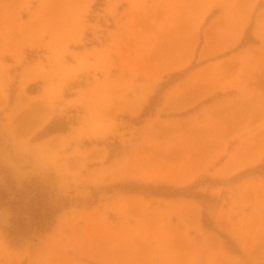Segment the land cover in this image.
Segmentation results:
<instances>
[{
  "label": "rangeland",
  "instance_id": "obj_1",
  "mask_svg": "<svg viewBox=\"0 0 264 264\" xmlns=\"http://www.w3.org/2000/svg\"><path fill=\"white\" fill-rule=\"evenodd\" d=\"M223 3L0 0V264H264V92L192 79Z\"/></svg>",
  "mask_w": 264,
  "mask_h": 264
},
{
  "label": "crops",
  "instance_id": "obj_2",
  "mask_svg": "<svg viewBox=\"0 0 264 264\" xmlns=\"http://www.w3.org/2000/svg\"><path fill=\"white\" fill-rule=\"evenodd\" d=\"M223 2L220 11L213 14L214 20L209 23L206 33L218 32V25H225L226 21L235 23L245 21L243 30L234 39L225 33L220 40L219 32L216 33L218 37L206 36V44L204 43L198 51L200 58L214 54L217 57L214 61L222 62L202 68L192 75V79L199 81L204 79L212 85L225 86L223 97L236 103L243 97L256 96L260 89L264 92V48L260 47L264 44V38L253 32L256 21H259V24L264 20V0H223ZM214 41L218 45H213ZM222 49H226V52L218 53ZM261 103L264 104V100Z\"/></svg>",
  "mask_w": 264,
  "mask_h": 264
},
{
  "label": "trees",
  "instance_id": "obj_3",
  "mask_svg": "<svg viewBox=\"0 0 264 264\" xmlns=\"http://www.w3.org/2000/svg\"><path fill=\"white\" fill-rule=\"evenodd\" d=\"M30 218L31 221L34 222V220H38V222H40V227L37 229V232H40L44 229V225H43V219H44V215L41 214V211L38 210L36 213H31L30 214ZM15 220H12L13 224H15ZM21 227L18 226H10L9 229H7L6 235L9 238L10 243L13 242H17L19 241L21 238H23L24 236H27L29 234H32V232H36V231H30V230H23L20 229Z\"/></svg>",
  "mask_w": 264,
  "mask_h": 264
},
{
  "label": "bare ground",
  "instance_id": "obj_4",
  "mask_svg": "<svg viewBox=\"0 0 264 264\" xmlns=\"http://www.w3.org/2000/svg\"><path fill=\"white\" fill-rule=\"evenodd\" d=\"M261 19H262V18H261ZM256 22H259V21H256ZM260 22H261V21H260ZM239 28H240V27H239ZM242 28H243V27H242ZM242 30H243V29H241L240 31H242ZM258 30H259V29H258V25H257V32H258ZM255 31H256V30H255ZM238 34H239V33H238ZM258 34H260V33H258ZM205 44H206V43H205ZM185 59H186V58H185ZM184 61H185V60H183V61L181 60L180 63H183ZM175 64H176V63H175ZM172 65H174V64H172ZM172 65H169L168 68H172ZM177 66H178V64H177L175 67H177ZM205 72H206V71H205ZM197 76H198V75H197Z\"/></svg>",
  "mask_w": 264,
  "mask_h": 264
}]
</instances>
